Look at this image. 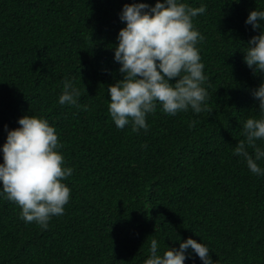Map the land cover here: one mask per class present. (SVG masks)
<instances>
[{"label": "trees", "instance_id": "obj_1", "mask_svg": "<svg viewBox=\"0 0 264 264\" xmlns=\"http://www.w3.org/2000/svg\"><path fill=\"white\" fill-rule=\"evenodd\" d=\"M134 2L156 0H0V146L5 125L42 117L74 170L63 181L65 212L46 230L0 197V264H144L151 239L162 254L189 237L218 264H264V175L233 153L244 122L261 118L252 92L264 73L244 57L260 32L245 21L264 0H182L207 9L193 18L204 36L207 110L173 116L158 105L139 132L118 128L108 110V87L123 79L119 14ZM66 81L80 90L75 105L59 103ZM185 264L202 261L192 253Z\"/></svg>", "mask_w": 264, "mask_h": 264}, {"label": "clouds", "instance_id": "obj_2", "mask_svg": "<svg viewBox=\"0 0 264 264\" xmlns=\"http://www.w3.org/2000/svg\"><path fill=\"white\" fill-rule=\"evenodd\" d=\"M206 10L205 5L193 8L182 0L123 6L119 17L126 26L119 31L114 48L123 79L108 87V110L118 128L131 124L135 132L147 131L146 117L158 105L173 116L189 108L197 114L207 110L208 92L203 86L207 77L197 47L204 36L193 25V18ZM245 23L260 30L247 44L245 63L254 72L264 73V10H252ZM174 78L178 79L173 83ZM252 95L258 101L261 118L250 117L244 122L245 139L239 140L233 153L246 161L253 174L264 175V168L258 164L264 160V147L256 144L264 140V83ZM79 96L80 90L66 81L59 103L75 105ZM18 124L15 129L5 125L7 138L0 146V197L16 202L26 223L36 222L46 230L53 216L65 212L71 189L63 181L74 170L66 166L59 151L63 145L47 119L25 115ZM195 124L193 121L191 126ZM248 148H254V154ZM159 247L157 239H151L150 256L144 264H185L192 253L202 264H218L210 255V247L191 237L181 241L179 248L168 246L162 254Z\"/></svg>", "mask_w": 264, "mask_h": 264}]
</instances>
